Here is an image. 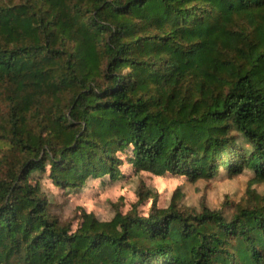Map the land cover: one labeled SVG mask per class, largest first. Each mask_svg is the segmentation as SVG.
Returning <instances> with one entry per match:
<instances>
[{
	"label": "trees",
	"instance_id": "trees-1",
	"mask_svg": "<svg viewBox=\"0 0 264 264\" xmlns=\"http://www.w3.org/2000/svg\"><path fill=\"white\" fill-rule=\"evenodd\" d=\"M0 141V264H264V195L72 230L30 181H264V0H0Z\"/></svg>",
	"mask_w": 264,
	"mask_h": 264
},
{
	"label": "rangeland",
	"instance_id": "rangeland-1",
	"mask_svg": "<svg viewBox=\"0 0 264 264\" xmlns=\"http://www.w3.org/2000/svg\"><path fill=\"white\" fill-rule=\"evenodd\" d=\"M8 146L0 141V148ZM122 172L126 176L117 180L105 176L92 178L81 188H64L55 184L48 165L44 171L32 173L30 181L40 185L49 201V213L72 230L82 222L84 212H92L104 221L112 219L117 212L125 214L133 208L147 216L154 204L167 207L173 197L182 209L199 212L207 206L230 219L239 205L253 203L264 195V181L252 169L232 176L221 167L213 178L197 181L172 173L157 175L135 170L128 162Z\"/></svg>",
	"mask_w": 264,
	"mask_h": 264
}]
</instances>
